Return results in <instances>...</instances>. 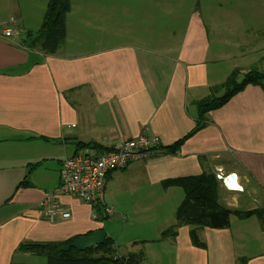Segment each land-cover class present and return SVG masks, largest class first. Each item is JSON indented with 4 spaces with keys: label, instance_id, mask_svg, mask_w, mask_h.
<instances>
[{
    "label": "crops",
    "instance_id": "crops-1",
    "mask_svg": "<svg viewBox=\"0 0 264 264\" xmlns=\"http://www.w3.org/2000/svg\"><path fill=\"white\" fill-rule=\"evenodd\" d=\"M223 1L218 23L229 27L227 33L219 32L216 19L205 24L191 8L182 23L160 13L155 33L147 28L143 39L134 35L127 39L133 44L115 45L114 34L104 35L110 12L115 21L114 6L107 0L106 10L102 0L94 20L87 9L81 28L68 32L66 18L65 41L53 54L0 35V264L31 256L17 250L21 242H63L96 229L123 247L120 254L142 251V264H239L241 258L243 264H264V250L248 252L255 242L264 247L257 217L264 216V79L208 110L194 130L193 103L213 85L236 68L241 75L264 72V44L252 37L264 31V21L257 24L264 0L263 11L261 0ZM46 3L0 0V21L14 14L23 31L35 30ZM92 21L97 39L86 40ZM74 30L83 34L76 45L69 39ZM148 134L158 139L152 154L106 173L103 201L115 213L74 195L50 194L68 157ZM230 174L236 176L233 190L225 186L229 176L218 177ZM206 175L217 181L218 202L230 210L225 228L177 223L188 191L165 181ZM23 180L29 184L20 185ZM49 195L69 216L47 218L41 203ZM167 228L172 233L163 238ZM193 229L204 246L192 244Z\"/></svg>",
    "mask_w": 264,
    "mask_h": 264
},
{
    "label": "trees",
    "instance_id": "trees-1",
    "mask_svg": "<svg viewBox=\"0 0 264 264\" xmlns=\"http://www.w3.org/2000/svg\"><path fill=\"white\" fill-rule=\"evenodd\" d=\"M70 10V0H47L40 25L35 30L23 31L20 41L24 47L30 50H38L45 54H53L58 51L66 37L65 20ZM264 79V72L256 69L247 70L241 75L239 68L233 69L227 78L219 84L210 88L209 95L194 101L197 110V121L194 130L202 127L205 113L223 105L231 96L243 90L247 84H255ZM218 93L220 95H218ZM88 145V144H85ZM84 146V145H82ZM208 175L196 176L184 179H168L167 185H183L188 191L183 202L176 212L177 223L185 225L208 226L211 228H225L228 226L230 210L218 202L219 186L217 181H209ZM212 178V177H210ZM23 180L20 185H28ZM100 203H96L97 208ZM257 214V212H255ZM258 219L264 227V216L257 214ZM172 229L167 228L162 237L171 235ZM78 236V235H77ZM73 236L63 242H29L18 244L17 250L28 252L37 256H44L46 264H142L144 255L142 251L129 252L114 258L117 246L110 237H105L102 244L83 251L69 248L67 251L61 249L65 244L71 242ZM190 239L195 246H204L199 241L194 229L190 232ZM243 264L245 259L238 260ZM31 264V263H15Z\"/></svg>",
    "mask_w": 264,
    "mask_h": 264
},
{
    "label": "rangeland",
    "instance_id": "rangeland-1",
    "mask_svg": "<svg viewBox=\"0 0 264 264\" xmlns=\"http://www.w3.org/2000/svg\"><path fill=\"white\" fill-rule=\"evenodd\" d=\"M71 1H72V9H71ZM239 1L240 0H234V3ZM100 2H102V0H70L71 12L68 13L70 11L69 10L66 15L67 31L71 32L72 26H77L78 28L79 27L81 28V25L85 23V20H87L84 18L85 16H87L88 8L92 14L90 18H92L93 15H98L100 9V5H99ZM158 2L162 5L161 10H159V7H157V5L155 4ZM224 2L225 1L223 0H110V4H109L110 8L111 5L114 6L115 21L113 22L112 13L110 12V23L108 26L110 28L105 31L104 35H107V33L108 35L114 34L115 38L113 37L112 41L114 42L115 45L133 44L127 41V39L130 36L136 35V37H138L139 39H143V35H145V32L146 34H148L146 30L147 28H149V32L151 33H155L157 31L160 24L154 23L155 15H160V13L166 14V19L169 20L173 19L174 21L179 19L178 22L182 23L183 17L188 18L191 8L197 11L198 16L206 20L205 24L207 23L208 18L216 19L215 26L218 28L219 32L227 33L229 31V27H225L226 25H219V23H222V19H221L222 14L218 10L220 6L224 4ZM151 4H155V5H151ZM261 5L263 11V0H261ZM123 7H126V9ZM104 8L107 10V0H104ZM238 10L240 11V13H244L246 11L244 5L239 7ZM11 16L16 19V16L14 14ZM106 16H107V12L102 16V21L104 20L107 21ZM260 17L261 19L257 24H261L264 21V11L261 13ZM9 18L10 16L5 20L7 21ZM92 20L94 19L92 18ZM2 22L3 21H0V24ZM178 22H176L177 24L176 26H178L179 24ZM95 23H97V21L96 22L92 21L91 27L89 28L90 33L87 36H85L86 40L87 37L92 40H95V38L97 39V31H96ZM65 24H66V20H65ZM87 28H88L87 25H84V30L82 27L80 33L82 31L83 34L87 32ZM22 34H20L18 37H21ZM83 34H77L76 30H74L73 36L70 37L69 39H72L73 44L76 45L77 35L79 37L80 35ZM252 37H253V41L256 38V40H258V43L261 42V48H262L264 44V31H260L258 29V33H256V37L255 36ZM69 39L67 38V40ZM222 40H226V38H223ZM86 42L87 41H84L82 37L80 43H86ZM138 44L139 47L142 46L140 43ZM81 45H85V44H81ZM218 95L220 94L218 93ZM238 212L240 213V215L244 213L242 212L241 209ZM135 222L136 225L142 224L140 219H138ZM234 226L235 224L233 223V227ZM117 249L123 250V247H121V245L118 244ZM258 250L263 251L264 247L262 245L257 246L255 242V244H253V247L249 249L248 252L257 253ZM119 255L122 254H120L119 251H117L116 255H114L113 257L116 258L119 257ZM19 259L21 258H17L15 256L12 264L17 262L31 263V264H46V258L44 256H37L31 254V256H28L24 261H20Z\"/></svg>",
    "mask_w": 264,
    "mask_h": 264
},
{
    "label": "built area",
    "instance_id": "built-area-1",
    "mask_svg": "<svg viewBox=\"0 0 264 264\" xmlns=\"http://www.w3.org/2000/svg\"><path fill=\"white\" fill-rule=\"evenodd\" d=\"M22 33L23 30L12 16L0 26V35L8 39L17 38ZM157 143L158 139L155 135H138L119 141L109 149L97 154H74L61 165L60 182L50 194H70L92 205L100 203L104 206L107 214H113L115 209L105 205L103 201L106 173L124 168L132 160L152 154ZM227 186L231 187L229 184ZM41 205L44 214L50 221L54 219L56 213L62 217L69 216L68 212L60 210L50 195Z\"/></svg>",
    "mask_w": 264,
    "mask_h": 264
},
{
    "label": "water",
    "instance_id": "water-1",
    "mask_svg": "<svg viewBox=\"0 0 264 264\" xmlns=\"http://www.w3.org/2000/svg\"><path fill=\"white\" fill-rule=\"evenodd\" d=\"M234 175L231 176L230 183H233ZM105 240V232L102 229H96L88 235H79L75 237L71 242L61 247L62 250L67 251L69 248H74L79 251L90 249L97 245H100Z\"/></svg>",
    "mask_w": 264,
    "mask_h": 264
},
{
    "label": "clouds",
    "instance_id": "clouds-1",
    "mask_svg": "<svg viewBox=\"0 0 264 264\" xmlns=\"http://www.w3.org/2000/svg\"><path fill=\"white\" fill-rule=\"evenodd\" d=\"M232 175H234V179H233V183H234V185H232L229 181H230V179H231V176ZM229 176V177H228ZM226 178V177H228L227 178V182H226V187L228 188V189H231V190H233V189H235L236 187H237V184H236V176H235V174H230V175H226V176H222V175H220V177L219 178ZM227 184H229L231 187H228L227 186Z\"/></svg>",
    "mask_w": 264,
    "mask_h": 264
}]
</instances>
